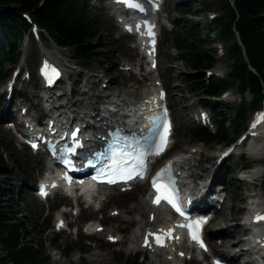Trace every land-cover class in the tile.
Instances as JSON below:
<instances>
[{
  "label": "rangeland",
  "instance_id": "374dc122",
  "mask_svg": "<svg viewBox=\"0 0 264 264\" xmlns=\"http://www.w3.org/2000/svg\"><path fill=\"white\" fill-rule=\"evenodd\" d=\"M204 1L207 0L164 1L163 9L159 15L160 22L164 26L160 27L157 41L158 67L154 73L167 90V98L175 126L172 147L162 158L164 160L173 157L178 158L187 151L194 152L192 162L189 165L190 172L197 174L202 169L208 168L207 179L210 176L209 172L217 167L216 170L219 173L217 184L212 187L211 192L214 191L213 188L221 185L225 194L223 202L219 205L220 211L213 209L214 217L206 227L207 240L212 247L211 254L204 257L203 261L192 260L188 261V264H210L211 255L227 253V256L229 248L224 239L228 238L232 241L233 236L219 235L220 226L228 227L230 231L232 228V232H242L241 219L252 209L254 210L257 204L264 203V176L258 174L255 177H252L253 175L246 177L255 165V161L250 158L249 154L244 153L249 137L246 135L242 143L236 147L234 145L246 133L254 114L259 112L258 108L262 106L261 103L255 107L251 102L252 96L250 94L247 92L241 94L237 85L229 87L230 90L223 95L221 93L215 99L213 98L214 101L210 100L209 104L220 106L221 112L227 119L226 125L231 129L229 134L234 136V139L227 143L212 141L210 144H204L196 138L193 140L195 130L207 128L213 133L217 129L218 123L213 112L209 113V119L204 125H201V122L195 117V113L198 112L197 107L202 106L199 103L202 93L190 89L184 81L183 74L188 70V67L181 54L185 51L182 50L179 53L173 45V32L188 29L190 22L199 26L200 36L205 45L211 48L217 59L211 68H207L210 74H208L207 69L205 70L207 76H214V73L225 75L229 66L235 62L232 56H227L228 42L217 36L219 31L230 21V12L226 9L228 4H231L230 0H209L211 9L208 11L201 9V3ZM88 5L101 26L102 41L96 51L103 55L101 53L93 54L88 60L75 57L73 48L58 47L49 38V34L40 27L41 34L38 31L37 38L28 35V38L24 39L25 43L23 41L21 43V45L25 44L26 46L23 45L25 51L21 55L22 57H19L18 63L23 64L22 70L24 71L21 70L20 76L18 75L19 77L12 82L14 84L12 91L8 89L11 85L12 71L5 76V79H0V114L1 110L7 106L11 115L15 114L16 116L22 113L23 108H26L28 114H33L36 106H42L44 93H41L39 86H33L34 83H38L35 71L36 65L42 58V52L47 53V56L51 53L52 58L61 62L65 67L66 72L64 71L65 75L59 86L60 89H58V92H62L60 97L62 101H57L59 103H65L68 99L76 101L88 97L78 107L84 111L87 108L85 103L88 100H95L90 96L94 93L121 92L122 95H127L128 92L135 90L138 95L134 94L133 97H142L140 95L142 90H146L151 84L150 75L147 74L145 78L139 74H134L133 71L136 72L138 69L137 65L133 71L123 69L132 62L136 64L139 62L137 48L131 47L132 38L121 37L118 24L111 15L113 11L106 8L105 0H89ZM180 8L189 9V11L183 13L180 12ZM218 17L221 20L214 22V19ZM209 22H211L210 31L207 25ZM244 56L247 58L246 54ZM83 61H86L87 64H83ZM243 61L247 62L245 58ZM13 67V65L6 63L3 65V70L7 72L9 68L12 69ZM25 71L30 75L28 79H25ZM87 79L88 83H86ZM88 86L91 87L89 93L85 97L80 95L81 91L88 90ZM8 93L12 95L9 99L7 98ZM226 103L232 105L231 109L226 106ZM241 106L243 107L242 110L240 109ZM206 109L208 110V108ZM238 113H241L242 124L236 133L231 128L230 119ZM226 149H231L230 153L227 156H222ZM238 150L242 154L236 153ZM223 152L224 154H222ZM221 156L223 158L222 163L219 162ZM260 161L264 162L263 159ZM4 164L10 168V175L2 171ZM45 165V157L42 153H32L26 146L16 141L15 134L9 126L0 127V203H7V198L12 190L14 194L13 206L16 210V217L13 219L25 226L22 229L24 237L22 243L26 244L28 243L26 241H29L31 246L38 251V260L31 264H151L150 253L142 250H126L131 236L137 232L138 226L134 220L137 218L136 213L132 211L125 218L118 214H113L112 217L110 211L111 208H117L118 210L115 212H118L134 206L145 194L146 184H140L126 193H118L116 189H113L116 194L115 197L110 203L95 211L93 216L85 212V208H82V214L75 215L69 209L67 214L63 213V216L66 221L71 222L70 229L60 232L55 229L58 213H60L61 208L67 209L69 205L71 207V204L59 196L49 198L45 202L35 197L36 182L43 175ZM22 169L25 170V173L21 172ZM225 169H227V173L224 172ZM90 219L92 221L88 222ZM93 222L103 226L104 231L101 234H85L83 230L86 223ZM110 230L117 233L118 241L111 243L105 239L103 233ZM233 235L235 236V234ZM247 235L244 233L243 237ZM247 245L248 241L244 246L245 249H247ZM3 250L0 244V254L3 253ZM96 252L101 255L98 261L92 259ZM245 257L241 259V262L245 259L252 260L255 256L252 253V255ZM164 258L165 256L157 257L159 259L157 263L167 264L168 261ZM7 261L6 264H11L9 260Z\"/></svg>",
  "mask_w": 264,
  "mask_h": 264
},
{
  "label": "trees",
  "instance_id": "16d2710c",
  "mask_svg": "<svg viewBox=\"0 0 264 264\" xmlns=\"http://www.w3.org/2000/svg\"><path fill=\"white\" fill-rule=\"evenodd\" d=\"M231 1L232 4L226 7L230 12V21L217 35L228 42L227 56L235 59L224 76L205 74V70L217 59L211 48L205 45L197 24L190 22L188 29L174 31L172 36L173 45L179 53L185 51L181 54L188 67L183 74L185 83L190 89L202 93L199 103L209 108L217 118V129L213 133L207 128H199L193 132V140L196 138L204 144H210L212 141L227 143L234 139V136L229 134L231 129L226 125L227 119L220 106L209 104V101L219 96L225 88L237 85L241 94L247 92L252 96L251 102L255 107L264 101V0ZM88 2L89 0H0V79H5L11 71L9 68L5 72L4 64L14 66L18 62L23 36L30 34V24L22 13L29 14L57 45L73 48L75 57L88 60L93 54L101 53L96 51L102 41L101 26L91 13ZM201 9H211L209 0L201 3ZM179 10L183 13L189 11L183 8ZM220 20L218 17L214 22ZM207 25L210 31L211 22ZM236 35L243 47L237 41ZM244 54L247 56V62L243 61ZM82 63L87 64L86 61ZM250 67L254 68L255 72ZM33 86L36 87L37 83ZM226 106L229 109L232 107L228 103ZM230 121L232 130L237 133L242 124L241 113L234 115ZM2 171L10 175V168L5 164ZM21 172L25 173V170L22 169ZM224 172L227 173V169ZM13 202L14 194L11 190L7 203H0V244L4 249L0 254V264H6L7 260L11 264H31L38 260V251L29 241L22 243V229L25 226L13 219L16 217Z\"/></svg>",
  "mask_w": 264,
  "mask_h": 264
},
{
  "label": "bare ground",
  "instance_id": "6f19581e",
  "mask_svg": "<svg viewBox=\"0 0 264 264\" xmlns=\"http://www.w3.org/2000/svg\"><path fill=\"white\" fill-rule=\"evenodd\" d=\"M115 14V13H114ZM112 17H114L112 15ZM115 19V18H114ZM116 20V19H115ZM154 21L156 22L155 18ZM118 27L120 29V25H121V21L119 19L116 20ZM157 25L159 27H161V24H159V22H156ZM123 24V23H122ZM121 31V29H120ZM25 45V44H24ZM26 46V45H25ZM25 51V48L23 47V52ZM44 57H51V53H49V56H47V53L42 52ZM62 61V60H61ZM64 66V65H63ZM134 63H131L128 67H123L124 70L126 71H133L134 69ZM24 68L23 64L21 63L18 67L19 72H21V70ZM66 72V71H65ZM64 72V75H65ZM155 72H153L152 75H150L149 81H150V85H148L146 90H142L141 94L142 97H138L135 98L133 97L134 94H136L135 90H132L131 92H128L127 95H122L121 92L119 93H106V94H101V92L99 93H94L91 96V98L95 99V100H88L85 104L86 107L84 111L81 112H75L74 107H80V105H82L83 101L88 99L87 98H82V99H78L76 101H71L70 99H68L65 103L61 102H56L54 100H52V98H48L46 95L43 96L42 98V107H46L45 111L46 113H43L45 116L49 115L54 121L58 122L60 121L61 117L65 119L66 122L72 120L75 122H80L84 125H88V121H92L91 118L94 120V117L99 115L102 112L105 113H111V110H107L109 108L107 107H112V108H116V112L112 115V119L111 118H102L101 122L98 123V125H101L107 121H118V122H124L126 123L128 121V115L131 114H141L143 113V110L145 109V107H148V103L151 99H154V97L156 96L157 90L156 87L159 84V80L158 77L154 75ZM63 75V78H64ZM147 76V75H146ZM63 78L60 80L59 82V86L62 83ZM69 78V77H68ZM88 79L86 80V83H88ZM100 82V81H99ZM90 84V83H89ZM86 85V84H85ZM84 86V85H83ZM90 86L92 87V85L90 84ZM91 87L88 86V90H83L80 92V95H83L84 97L89 93L88 91L91 89ZM104 87V86H103ZM14 88V84L11 83L10 87L8 88L9 90L12 91V89ZM104 90V88H102ZM70 90V89H69ZM148 91H152L151 96L152 97H148L149 101L146 100L148 94ZM147 92V93H146ZM155 93V94H154ZM9 98L12 97V95H10V93H8ZM138 95V93L136 94ZM61 96V94H60ZM41 97V95H40ZM99 104H101V106H98ZM65 109V111H63ZM197 113H195V117L200 118V114L203 112V108L197 107ZM9 107L7 106L4 107L1 110V114H0V118L4 119L7 118V114H11V112H9ZM99 111V112H98ZM83 115V117H81ZM16 119H20L24 122V120H29L31 123H29V125L26 127H24V131H28L30 129V127H32V129H36L37 127V122L35 119V110L33 111V114H28L26 108L22 109V113H20V115L15 117ZM207 119H205V121L201 122V125H204L205 122H207ZM203 123V124H202ZM25 124V122H24ZM130 124V123H128ZM38 127H40V124H38ZM99 128V127H97ZM249 132L251 133V135L247 136L249 137L247 144L245 145L244 148V153L249 154L250 158L253 159L255 161V165L253 168L250 169V171L248 172V174L246 175V177H255V175H258V173L260 174L263 170V164L260 161V159H264V114L262 117V123L259 124L258 126H256L255 128H248ZM246 137V136H245ZM245 137L237 144L239 145L240 143H242L245 139ZM90 145H91V141H90ZM241 152V151H240ZM196 153V152H195ZM192 154H194V152L191 151H187L184 153L183 156L178 157V158H171V163L180 168V169H184L186 167L189 168V165L192 162ZM229 154V153H228ZM227 152H225V154L223 156H227L228 155ZM241 154V153H240ZM223 158L221 156V158L219 159V162L222 163ZM217 167H214L212 169V171H210V176L209 178L206 179V174L208 173V168L202 169L200 173H191L190 172V168H189V172L191 175V181H192V185H193V190L195 192V196H198V198H201L203 195L208 196V192L211 191L212 187L214 185H216L217 183V179H218V170H216ZM46 170V169H45ZM210 185V189L208 188ZM212 185V186H211ZM220 187H222L221 185H218ZM85 190L89 191L90 187L89 186H85L84 187ZM192 188V187H191ZM221 189L219 188V191ZM223 190V188H222ZM119 193V192H118ZM115 193L113 192V187L108 188L107 191L103 192L101 195H97L95 198H93V201H97L99 200V202H102L101 207H103L105 204L110 203L112 201V199L115 197ZM61 198V197H59ZM62 199V198H61ZM66 199L67 201H69V199L67 198H63ZM151 197H148V190L146 189L145 194L139 199V201L134 205L131 206L130 208L126 209V210H120L118 212L117 208H111V216L113 217L114 215H122L125 218H127L128 214L132 211H134L136 213L137 218L134 219L137 223V232L131 236L130 239V243L128 244V246L126 247L127 251L130 250H144L146 252H149L151 254L152 257V262L151 264H158L157 262L159 261L158 258L165 256V260L168 261L167 264H187V258H188V252H186V256L184 259L180 258L178 256V251H175V245L174 244H170L168 245L166 248H164V251H157L152 247V243L150 240V236L149 234L152 233V231H155L157 229H163L162 226L170 225L167 223V215L165 213V211L160 210L158 207H152L151 205ZM85 200L82 199L81 201L79 199H76L75 202L73 203L71 200V209L75 208L76 210L79 211V213L82 214V208H85L84 211L87 212L89 215L93 216L95 215V211L93 208V205H84ZM264 207V203H260L257 205L256 211L257 214L254 212V214L252 216L258 215L259 212L261 211V208ZM210 212H213V209H216L217 211H220V209L218 207L215 206H209L208 207ZM114 214V215H113ZM212 219L214 217V215L212 214ZM82 217V216H80ZM58 220H56L57 222ZM92 221L91 219L88 221L90 222ZM127 221H130V219H127ZM71 223V222H69ZM101 225L100 223L97 222H93V223H86L85 227H84V231L87 232L89 235H96V234H101L104 231V228L101 231H98L97 227ZM170 226H167L166 229H168ZM243 231L242 232H232V228L231 231L229 230L228 227H222L220 226V230H218L219 235H230L233 236V240L230 241V239L225 238V243L227 244V247L229 248V250H227L228 255L226 256V254H223L224 258L226 259V261L228 262V264H264V246H263V236H264V223L261 224H255V223H251L250 225L246 226L243 225ZM247 233L248 235L243 237V234ZM235 234V236L233 235ZM105 239L107 241H111V243L117 241L118 235L115 231H105L103 233ZM109 237H112L113 239H109ZM147 237V246H145V238ZM229 237V236H228ZM248 241V247L247 249H245L244 246H246ZM224 243V242H223ZM225 246V245H224ZM239 248V250H238ZM212 249V247H211ZM126 250L124 249V251L126 252ZM249 251H252L251 253ZM179 252H183V250H180ZM133 253V252H132ZM253 253V259H245L244 261L241 262V259L245 256H250ZM100 254L98 252H96L95 254H93L92 259L98 261L100 259ZM246 258V257H245ZM71 261H73L71 259ZM8 262V261H7ZM6 263V262H5ZM95 263V262H94ZM162 264V263H160ZM210 264H212V261L210 262Z\"/></svg>",
  "mask_w": 264,
  "mask_h": 264
},
{
  "label": "snow or ice",
  "instance_id": "6c2138e0",
  "mask_svg": "<svg viewBox=\"0 0 264 264\" xmlns=\"http://www.w3.org/2000/svg\"><path fill=\"white\" fill-rule=\"evenodd\" d=\"M121 2H125L128 4L129 7H135V5L131 2V0H121ZM149 36H152L151 30H149ZM53 75H58V73L53 72ZM163 97V94L161 93V98ZM253 128L256 127V124L254 123L252 125ZM169 125L167 123L163 124V132L158 135V142L154 141V148H151L150 146V151L147 153L148 155H160L165 147L167 146V137L169 133ZM33 147L35 148L36 145L33 144ZM143 156L144 154H141V160L139 161L140 165V171H135L132 168L128 169H121V174L124 176V178L127 179H133L135 176H139L141 179L143 178ZM125 164H127V160L124 161ZM170 172V165L166 167L165 169H162L161 172L157 173V175L152 179V187L153 190L157 193L156 197L153 200L154 204H159L162 200L167 202L177 213L180 215H184V212L182 211L180 205L177 203V200L175 198V190L173 187V181L171 180L170 176H166L167 173ZM94 180L97 179L96 176L93 177ZM109 183H113L115 181L109 180ZM41 194H45L43 192V189L41 191ZM257 220H264V215H258ZM205 223L204 220H197L193 221L191 224L187 225L188 230H189V236L190 238L198 243L201 248L207 250L205 248V245L203 241L200 239L199 236V231L201 225ZM181 227H184L181 225ZM152 235V234H149ZM168 238H171V231H169L167 234ZM155 239L156 243L159 246H163V237L156 235L153 236ZM109 239H113L112 237H109ZM145 246H147V237L145 238Z\"/></svg>",
  "mask_w": 264,
  "mask_h": 264
},
{
  "label": "water",
  "instance_id": "95a60500",
  "mask_svg": "<svg viewBox=\"0 0 264 264\" xmlns=\"http://www.w3.org/2000/svg\"><path fill=\"white\" fill-rule=\"evenodd\" d=\"M245 60H246V59H245ZM250 68H251V70H252V71H254V72H255L254 68H252V67H250Z\"/></svg>",
  "mask_w": 264,
  "mask_h": 264
}]
</instances>
